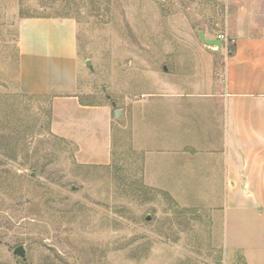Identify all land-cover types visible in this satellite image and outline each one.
<instances>
[{
    "label": "rangeland",
    "instance_id": "rangeland-1",
    "mask_svg": "<svg viewBox=\"0 0 264 264\" xmlns=\"http://www.w3.org/2000/svg\"><path fill=\"white\" fill-rule=\"evenodd\" d=\"M223 13V0H0V264H243L227 254L220 190L158 186L133 141L142 99L204 91L195 82L221 71L224 83L231 47L217 54L198 36L221 33ZM23 17L74 23L79 99L110 107L109 163L81 162L51 130V96L22 88Z\"/></svg>",
    "mask_w": 264,
    "mask_h": 264
},
{
    "label": "crops",
    "instance_id": "crops-1",
    "mask_svg": "<svg viewBox=\"0 0 264 264\" xmlns=\"http://www.w3.org/2000/svg\"><path fill=\"white\" fill-rule=\"evenodd\" d=\"M223 4L219 32L233 40L222 67L224 83L221 71L195 82L205 84L204 91L173 87L142 99L133 141L142 147L145 178L158 186L192 196L220 190L229 259L239 254L243 264H264V0ZM201 29L205 37L217 35ZM17 44L22 88L51 96L52 132L76 145L81 162L109 163L110 107L79 99L74 23L23 17ZM227 46L221 43L217 54ZM196 186L207 194L187 191Z\"/></svg>",
    "mask_w": 264,
    "mask_h": 264
},
{
    "label": "water",
    "instance_id": "water-1",
    "mask_svg": "<svg viewBox=\"0 0 264 264\" xmlns=\"http://www.w3.org/2000/svg\"><path fill=\"white\" fill-rule=\"evenodd\" d=\"M200 40L208 46L216 48L218 51H221V41L216 37H205L204 31L201 29L198 33ZM86 65H89V61L86 62ZM109 97V95H106ZM112 105H115V102H112ZM119 109L114 110V117H118ZM15 253L19 254L22 259H25L24 249L22 246H17L14 249Z\"/></svg>",
    "mask_w": 264,
    "mask_h": 264
},
{
    "label": "built area",
    "instance_id": "built-area-1",
    "mask_svg": "<svg viewBox=\"0 0 264 264\" xmlns=\"http://www.w3.org/2000/svg\"><path fill=\"white\" fill-rule=\"evenodd\" d=\"M215 37L219 39L221 43H224L225 45H229L233 41L230 37H228L224 33H218Z\"/></svg>",
    "mask_w": 264,
    "mask_h": 264
}]
</instances>
